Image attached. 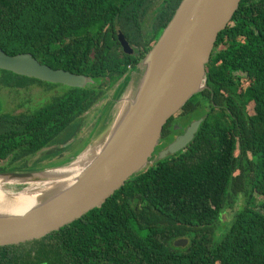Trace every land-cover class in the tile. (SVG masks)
<instances>
[{
  "label": "trees",
  "instance_id": "1",
  "mask_svg": "<svg viewBox=\"0 0 264 264\" xmlns=\"http://www.w3.org/2000/svg\"><path fill=\"white\" fill-rule=\"evenodd\" d=\"M158 1L0 0V47L7 54L29 52L52 68L92 78L82 88L66 86L33 113L5 115L0 173L67 162L47 159L64 144L71 148L81 115L104 98L107 86L130 78L181 0L153 11V29L145 18ZM126 17L136 26L131 34ZM117 28L127 39L144 35V45L125 53ZM247 79L254 82L244 87ZM201 117L184 150L157 159L101 207L58 230L0 246V264H264V0H241L218 35L205 88L164 125L156 151L181 132L180 118L186 126ZM240 196L244 205L217 235L223 213ZM181 238L186 246L175 245Z\"/></svg>",
  "mask_w": 264,
  "mask_h": 264
},
{
  "label": "water",
  "instance_id": "2",
  "mask_svg": "<svg viewBox=\"0 0 264 264\" xmlns=\"http://www.w3.org/2000/svg\"><path fill=\"white\" fill-rule=\"evenodd\" d=\"M240 2L180 1L161 36L136 69H144L137 92L132 99L127 98V105L100 152L68 187L50 194L22 214L0 215V246L44 237L101 207L129 178L153 164L164 125L194 94L205 88L206 65L218 35L231 22ZM117 35L123 51L133 53L120 28ZM0 69L69 87L82 88L92 81L84 74L41 63L29 52L9 55L1 47ZM202 121L203 117L193 120L157 153V159L184 150ZM53 168L56 166L37 171L1 172L0 176L5 184L8 181L28 184ZM187 241L181 238L175 245L185 246Z\"/></svg>",
  "mask_w": 264,
  "mask_h": 264
},
{
  "label": "rangeland",
  "instance_id": "3",
  "mask_svg": "<svg viewBox=\"0 0 264 264\" xmlns=\"http://www.w3.org/2000/svg\"><path fill=\"white\" fill-rule=\"evenodd\" d=\"M148 10L150 11L151 8ZM154 10L155 7H153L151 12ZM122 23L127 33L131 34L136 30V26L133 25V21L128 19V17L123 19ZM145 23L146 26H150L152 28L156 27L153 14L145 18ZM132 39L134 44L136 43V45L139 46L144 45V35L133 36ZM143 73L144 69H133L131 70L129 79L116 81L113 85L108 83L111 86H107L104 98L94 105L89 111L81 115L80 131L78 132L76 138H74L73 141H70L71 148L69 147L68 149H64V155L62 157L57 158L56 155L52 157V160L55 161L67 160V162L58 165L60 166L59 168L77 158L85 149H92L97 146H102L105 143L107 137L111 134L114 126L118 122L122 110L127 105V98L132 99L135 96ZM253 82L254 79L244 80L243 86L252 85ZM103 88L106 87L104 86ZM66 89V86L63 84L28 79L26 77L4 72L0 69V114H14L18 109L23 111V113H33L35 110H38L45 104L51 102L56 96L62 95ZM65 134L66 133L61 134V138H63ZM232 134L235 135L234 132ZM73 151H77L79 153H75ZM37 158L38 155L31 160H35ZM26 185L28 184L7 183L5 184V187L9 191L16 192ZM243 205L244 197L240 196L234 207L227 208L222 215V222L217 230V235L221 234L226 225L232 219L235 212ZM187 244L188 241L186 245Z\"/></svg>",
  "mask_w": 264,
  "mask_h": 264
},
{
  "label": "bare ground",
  "instance_id": "4",
  "mask_svg": "<svg viewBox=\"0 0 264 264\" xmlns=\"http://www.w3.org/2000/svg\"><path fill=\"white\" fill-rule=\"evenodd\" d=\"M101 147L102 146H97L92 149H85L70 163L63 165L61 168H59V166L47 170L45 173L38 176L37 180L31 181L19 191L15 190L16 192L6 190L4 185L5 182L0 176V215L22 214L39 205L50 194L68 187L100 152ZM8 182L11 183L13 181Z\"/></svg>",
  "mask_w": 264,
  "mask_h": 264
},
{
  "label": "flooded vegetation",
  "instance_id": "5",
  "mask_svg": "<svg viewBox=\"0 0 264 264\" xmlns=\"http://www.w3.org/2000/svg\"><path fill=\"white\" fill-rule=\"evenodd\" d=\"M165 1L166 0H159L158 1V3H155L154 5H152L151 6V10H150V12L152 11V9H153V7H155V9L157 8V7H160V6H162L164 3H165ZM171 1V3H173L175 0H170ZM151 14H153V12H151ZM151 16V15H150ZM144 19V18H143ZM153 19L155 20V17H154V14H153ZM156 24V23H155ZM156 27H154L153 29H157L158 28V26L157 25H155ZM138 36H139V34H138ZM129 40V42H130V44H131V46L134 48L135 46H139V45H136V43L134 44V42L132 41L133 39H131V38H129L128 39ZM20 113H23V111H20L19 109L14 113V114H10V115H17V114H20ZM0 118H2V120H3V122L2 121H0V128L1 129H4V123H5V120H4V118H5V114H0ZM186 121V119L185 118H180L179 119V121H178V123H176L175 124V127L177 128V130H181V132H179V133H176V134H174L173 135V139L171 140V141H173L178 135H180V134H182L184 131H185V129L187 128V126L193 121H190V123L189 124H187L186 126H183L182 124H183V122H185ZM3 132H4V130H2ZM170 141V142H171ZM170 142H168V144L170 143ZM160 144H161V142H160ZM168 144H166V146L168 145ZM165 146V147H166ZM66 147H68L67 146V144H64L63 145V147L62 148H64V149H67ZM158 147H159V145H158ZM157 147V148H158ZM164 147V148H165ZM163 149V148H162ZM161 149H159L158 151H155V153H154V162L157 160V158H158V156H157V153L160 151ZM43 151V150H42ZM41 151V152H42ZM63 151L64 150H62L61 152H59L57 155H56V157L58 158V157H62L64 154H63ZM73 152H77V151H73ZM48 161H50V160H52V159H47ZM47 160H43V161H41V164H43V165H45V163L47 162ZM53 161V160H52ZM153 162V163H154ZM6 162L5 161H2V164H5ZM29 166V165H28ZM17 171H33V170H28V169H25V170H17ZM35 171H37V170H35ZM8 172H12V171H8Z\"/></svg>",
  "mask_w": 264,
  "mask_h": 264
}]
</instances>
